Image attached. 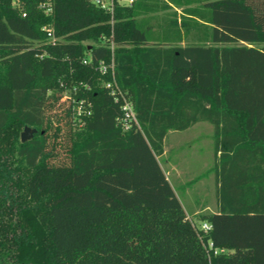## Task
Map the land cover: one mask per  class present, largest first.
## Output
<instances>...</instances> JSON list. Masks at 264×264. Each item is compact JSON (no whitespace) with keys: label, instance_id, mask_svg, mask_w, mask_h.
<instances>
[{"label":"trees","instance_id":"16d2710c","mask_svg":"<svg viewBox=\"0 0 264 264\" xmlns=\"http://www.w3.org/2000/svg\"><path fill=\"white\" fill-rule=\"evenodd\" d=\"M46 1L0 0V264H264V0H198L157 34L139 19L158 11L150 0L112 17L90 0L45 15ZM197 20L201 39L181 46ZM111 58L128 132L96 70ZM66 91L92 104L78 133ZM200 122L219 208L199 217L207 232L158 161L168 132ZM25 127L36 133L16 145Z\"/></svg>","mask_w":264,"mask_h":264},{"label":"rangeland","instance_id":"374dc122","mask_svg":"<svg viewBox=\"0 0 264 264\" xmlns=\"http://www.w3.org/2000/svg\"><path fill=\"white\" fill-rule=\"evenodd\" d=\"M178 0H150L151 3H155L158 7V11L155 13H149L141 16L139 19H144L151 26L150 32L155 34L160 33V30L166 25H169V21H180L185 9H191L195 7H201L198 0H187L189 5H178ZM180 2H186L181 0ZM198 25H194L191 29H188V34L183 35V42L180 44L186 45L196 43L198 39H201L199 33L204 31V27L200 20H197ZM179 27V26H177ZM184 29L182 28V31ZM90 44V43H89ZM209 125V124H198ZM83 125H74L73 131L78 133L81 131ZM23 131V130H22ZM20 131V133L22 132ZM213 129L209 126V129L205 128L204 131L197 128L186 130L183 132H169L163 142V148L165 151L164 160H179V158H186L191 162L193 168L190 173L183 175L180 178L174 179L169 177L170 184L181 202L188 218L196 225L200 226L201 222L199 217L194 216L193 213L197 210H201L205 203L213 205V176L207 173L206 166H209L212 162L213 155ZM20 133L18 134L17 143L20 142ZM200 135L199 137H196ZM161 159V160H163ZM15 165V164H14ZM199 178L198 180H196Z\"/></svg>","mask_w":264,"mask_h":264},{"label":"built area","instance_id":"2783aa9c","mask_svg":"<svg viewBox=\"0 0 264 264\" xmlns=\"http://www.w3.org/2000/svg\"><path fill=\"white\" fill-rule=\"evenodd\" d=\"M90 2L99 8L100 10L108 13L111 17L114 14L116 5H131L133 0H90ZM45 15H49L52 12L51 0L40 5ZM112 23V21H111ZM46 34V43L55 45L61 42L60 38L54 36V31L51 26H44L41 29ZM101 42L105 43L106 39L101 38ZM110 49L113 50V43L111 42ZM40 56V58H42ZM92 62V57L88 53L82 59L83 65H88ZM98 73L102 76H109L110 80L102 83V87L107 91L114 103L119 105L121 114L116 120L117 125L122 132H128L135 128H138V122L135 116L133 103L126 92H124L116 83L114 76V60L111 58L109 62L99 61L96 67ZM75 92V91H73ZM63 100L68 101L71 104L72 111V122L73 125H85L86 119H88L92 114V104L85 100L84 98H76L75 95L70 92H65L63 94ZM199 229L207 232L211 229V226L207 223H201ZM212 244H208V248L212 249ZM222 252V250H215L214 253Z\"/></svg>","mask_w":264,"mask_h":264},{"label":"crops","instance_id":"0c3cea01","mask_svg":"<svg viewBox=\"0 0 264 264\" xmlns=\"http://www.w3.org/2000/svg\"><path fill=\"white\" fill-rule=\"evenodd\" d=\"M198 124H207V123H204V122L197 123V124L193 125L192 127L188 128L187 131L191 130V129H194V128H197L198 130H201V131L203 130L204 131L205 128L209 129V126H211V125H198ZM212 133H213V131H212ZM199 136L200 135L197 134L196 137H199ZM164 156H165V151H164V148H163V154H162V156H160L158 158V161H159L161 169L164 172V174H165L166 178L168 179L169 183H170L169 177H173L174 179L180 178L183 175H187L188 173H190L191 168H193V165L191 164V162L189 160H187L186 158H179V160L178 159L177 160L174 159V160L170 161V160H164L163 159ZM212 156H213L212 157V162H211V164L209 166H206V169H207V173L209 175L213 176V184H214V186H213L212 198H213L214 204L212 206L211 205L208 206L205 203V205L202 206L200 211L196 210L193 213V215L194 216L196 215L197 217H200L201 215H204V214H216L219 211V208H218V205H217V201H216V196H215L214 173L212 171L213 166H214V162H215L214 154ZM161 159H163V160H161ZM188 219L190 220V218H188Z\"/></svg>","mask_w":264,"mask_h":264},{"label":"water","instance_id":"95a60500","mask_svg":"<svg viewBox=\"0 0 264 264\" xmlns=\"http://www.w3.org/2000/svg\"><path fill=\"white\" fill-rule=\"evenodd\" d=\"M36 133V130L25 127L23 131L20 133V142L25 143L31 140Z\"/></svg>","mask_w":264,"mask_h":264}]
</instances>
